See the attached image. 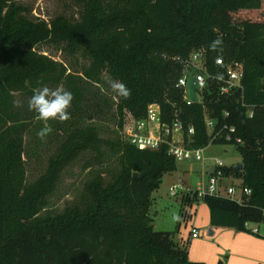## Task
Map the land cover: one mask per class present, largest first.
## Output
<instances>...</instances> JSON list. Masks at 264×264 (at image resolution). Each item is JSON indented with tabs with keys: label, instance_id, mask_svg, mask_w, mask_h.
Here are the masks:
<instances>
[{
	"label": "trees",
	"instance_id": "trees-1",
	"mask_svg": "<svg viewBox=\"0 0 264 264\" xmlns=\"http://www.w3.org/2000/svg\"><path fill=\"white\" fill-rule=\"evenodd\" d=\"M22 1L0 0V264H197L176 249L172 235L154 229L152 196L177 168L165 144L141 149L73 124L43 172L28 181L27 137L39 120L28 108L33 90L62 86L74 97L70 119L92 121L110 110L97 92L105 75L131 89L116 107L120 131L127 114L144 120L148 106L158 104L162 125L182 124L188 150L243 139L236 145L243 166L236 174L251 194L242 196V205L218 196L203 200L213 227L249 231V223L264 222V0H73L77 14L50 20L31 17ZM249 12H261L262 19H241ZM218 36L222 50L213 51ZM43 45L65 60L47 55ZM199 54L207 88L199 103H189L177 85ZM219 58L243 65L242 92L219 94ZM71 60L88 65L77 72ZM233 127L234 140L227 141ZM85 154L92 155L87 168L98 172L61 213L47 212L64 171ZM108 158L116 161L114 170L104 169Z\"/></svg>",
	"mask_w": 264,
	"mask_h": 264
},
{
	"label": "rangeland",
	"instance_id": "rangeland-1",
	"mask_svg": "<svg viewBox=\"0 0 264 264\" xmlns=\"http://www.w3.org/2000/svg\"><path fill=\"white\" fill-rule=\"evenodd\" d=\"M22 3L32 9L31 17H40L45 20H50L62 14L71 17L79 11L73 0H23ZM247 15L251 16L254 20L262 19L261 12L243 13L241 19H245ZM41 49L45 51L47 55H52L55 59L60 60L61 55L57 48L51 45H43ZM61 58L65 60L64 57ZM70 63L75 66V71L77 72L82 71L84 65H88V63L84 61H80L79 64H76L71 60ZM111 80L113 79L105 75L103 84L97 90V92L110 103V110L106 109L105 114L101 115L99 119L92 121L84 119H69L62 121L56 118L47 121L41 119L36 121L31 134L27 137L26 163L28 167L29 183L36 180L43 172L48 155L51 153L53 147L63 139L64 132L71 128L73 124L75 126L96 127L101 137L107 140L123 139L124 133L128 135L127 133L132 125L133 118L130 114H127L124 130L120 131L116 113V107L120 97L110 88L108 82ZM41 129L50 130L44 138L38 136ZM176 139L179 140L180 136H177ZM91 157V154H85L80 160L73 163L64 171L57 192L50 199L47 212L52 214L61 213L64 207L82 192L84 183L90 179V176L98 172V168H87V163ZM203 157L204 161L202 162L196 160L179 162L177 163V170L165 176L158 192L159 195L157 196L154 194V197L159 202V206H162V211L158 220L170 218L175 214L176 209L179 208L176 204V197L170 195V189L174 184L192 190L195 187L200 189L203 182L210 179L211 170L216 168L218 162H222L224 169L229 171V174L219 183V197L236 200L242 196L243 182L241 177L236 174V170L242 166V156L238 147L236 145L210 144L208 148L203 150ZM115 164L116 161L113 158H108L105 160L104 169L114 170ZM92 172L93 174L91 175ZM229 188H234L236 194L234 196L229 195L230 197L227 198L226 194ZM198 205L199 203H192V206H187L185 208L182 225L176 227V232H158L174 235L172 241L176 249L186 252L188 260L191 263L217 264L219 260H223L226 264L231 254V249L232 252L238 255L243 248L248 246L247 240L245 238L231 240V238L224 233L220 234L224 230L218 232L217 229L210 226V208L204 215V213H198ZM202 217L205 218V224L201 223ZM248 227L251 232L255 233V229H259L261 226H258L257 223H249ZM193 228H197L200 233L197 239L191 237ZM234 244L237 245L235 246Z\"/></svg>",
	"mask_w": 264,
	"mask_h": 264
},
{
	"label": "built area",
	"instance_id": "built-area-1",
	"mask_svg": "<svg viewBox=\"0 0 264 264\" xmlns=\"http://www.w3.org/2000/svg\"><path fill=\"white\" fill-rule=\"evenodd\" d=\"M217 68H224V72L218 69L214 79L218 85V91L221 96L230 97L235 93L243 91V79H244V68L239 62L226 63L222 58L216 60ZM192 70L187 72L178 82L177 88H183L185 92V100L192 103L188 92V83L191 77H194L197 85V96L200 102V93L207 88L208 75L204 67L201 55H194L191 58ZM161 107L158 104H151L147 109V116L144 120H136L133 118L132 125L128 130V135H125L123 140L126 143L138 146L141 149L152 148L157 149L160 145L165 144L168 146V153L173 157L176 163L196 160L199 162L204 161L203 150H188L183 144L184 128L180 122H175L172 126L162 125L161 122ZM250 118L253 117L252 113H249ZM214 122L210 118V115H206V126L209 135H213L214 139L220 136V134H214L215 131ZM125 126V124H124ZM124 130V129H123ZM122 130V131H123ZM236 133V128L230 129V133L227 135V141H233V135ZM194 129L188 130V135H193ZM180 136L177 140L176 137ZM236 145H244L245 141L241 138H237L235 141ZM226 177L224 174V166L222 162H218L216 168L213 169V173L207 184L203 185L200 189L192 190L185 189L188 193V197L192 201L203 200L206 196H218L219 195V183ZM179 185H175L170 189V195L176 197L181 191H185ZM228 195L234 196L236 191L234 188H229L227 191ZM250 195L251 191L247 188H243V195ZM256 232V231H255ZM193 239H197L200 233L197 229L192 230L191 234Z\"/></svg>",
	"mask_w": 264,
	"mask_h": 264
},
{
	"label": "crops",
	"instance_id": "crops-1",
	"mask_svg": "<svg viewBox=\"0 0 264 264\" xmlns=\"http://www.w3.org/2000/svg\"><path fill=\"white\" fill-rule=\"evenodd\" d=\"M176 170H177V168H176ZM211 171H213V169ZM170 173H172V172H170ZM170 173H168V174H170ZM206 182H207V180L203 182L202 186L205 185ZM174 186H175V184H174ZM182 188H183V190L190 189V188H185V187H182ZM159 189L156 192H154V194H156L157 196L159 195L158 194ZM196 189L197 188L195 187L194 190H196ZM186 190L181 191L179 193V195L176 196V201H177L176 204L178 205L179 208L176 209L175 214H173L168 219H161V220H158V217L161 214V211H162L161 207L162 206H159V202L157 201V199L154 197V194H153V196H152V200H153L152 211L157 213L155 216V221H154V229L156 231H175L176 232V227L182 225V220L184 217L185 208L187 206H192V203H199L198 213L201 212L202 214L204 213V215H205V213L209 210V207L204 200L192 201L188 197V193H186ZM227 194H226L227 198L230 197ZM218 197H219V195H218ZM228 200L236 202L239 205H242V196H241V198H237L236 200L231 199V198H228ZM168 208H169V206H168ZM199 216H200V214H199ZM201 223L205 224V218L204 217L201 218ZM257 225L261 226V227L259 229H255V231H257L255 233L251 232V230L249 228L250 226L249 227L247 226L249 231H237V230L231 229V228L213 227L211 225V219H210V226L211 227L217 229L218 232L221 230H224L220 234L224 233L226 236L230 237L231 240L232 239L238 240L240 238H245L247 240L248 246L243 248L242 251L238 255H236L234 252H232V249H231V251H230L231 254H230L229 259L226 262V264H264V222L257 224ZM167 227H169V228H167ZM165 229H171V230H165ZM193 229H197V228H193ZM191 234H192V231H191ZM173 237H174V235H172V238ZM187 239H188V237H187ZM234 245L236 246L237 244H234ZM232 258H234V259H232Z\"/></svg>",
	"mask_w": 264,
	"mask_h": 264
},
{
	"label": "clouds",
	"instance_id": "clouds-1",
	"mask_svg": "<svg viewBox=\"0 0 264 264\" xmlns=\"http://www.w3.org/2000/svg\"><path fill=\"white\" fill-rule=\"evenodd\" d=\"M219 32V29H213ZM223 40L218 36L210 45L213 51L222 50ZM112 91L122 98L131 96V89L125 83L118 80H111L108 82ZM73 94L62 86L55 89H50L47 86L38 87L33 90V95L28 101V108L38 114L39 119L47 121L49 119L59 118L62 121L70 119L68 109L73 102ZM49 129H41L38 133L40 138H44Z\"/></svg>",
	"mask_w": 264,
	"mask_h": 264
},
{
	"label": "water",
	"instance_id": "water-1",
	"mask_svg": "<svg viewBox=\"0 0 264 264\" xmlns=\"http://www.w3.org/2000/svg\"><path fill=\"white\" fill-rule=\"evenodd\" d=\"M197 90V85H196V80L194 77H191L188 83V92H189V97L192 103H199V98L196 93ZM243 166H240L239 169L242 170ZM213 173V171H211ZM135 179H138L139 176L138 174L134 175Z\"/></svg>",
	"mask_w": 264,
	"mask_h": 264
},
{
	"label": "bare ground",
	"instance_id": "bare-ground-1",
	"mask_svg": "<svg viewBox=\"0 0 264 264\" xmlns=\"http://www.w3.org/2000/svg\"><path fill=\"white\" fill-rule=\"evenodd\" d=\"M241 198V197H240Z\"/></svg>",
	"mask_w": 264,
	"mask_h": 264
}]
</instances>
